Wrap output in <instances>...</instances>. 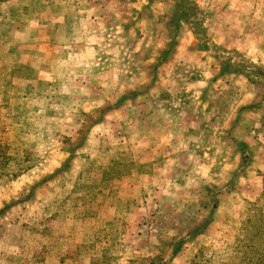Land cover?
Wrapping results in <instances>:
<instances>
[{"label":"rangeland","instance_id":"rangeland-1","mask_svg":"<svg viewBox=\"0 0 264 264\" xmlns=\"http://www.w3.org/2000/svg\"><path fill=\"white\" fill-rule=\"evenodd\" d=\"M206 2L0 0V199L27 186L2 201L0 237L18 234L30 264H264V67L233 62L232 0ZM154 20L168 42L146 55L149 86L91 107L108 82L136 84L145 54L125 50L152 47ZM213 105L236 161L226 192L168 171L173 132L192 133ZM215 120L200 125L205 140Z\"/></svg>","mask_w":264,"mask_h":264},{"label":"clouds","instance_id":"clouds-1","mask_svg":"<svg viewBox=\"0 0 264 264\" xmlns=\"http://www.w3.org/2000/svg\"><path fill=\"white\" fill-rule=\"evenodd\" d=\"M148 0H139V4H146ZM224 0H207L202 4L206 11H210L216 7H223ZM139 5H131V7H138ZM156 8L161 5L157 3ZM230 7L234 9L232 15L234 23L225 37L230 40L228 47L235 48L241 53L239 57H233V62L236 65H244L247 62V68L254 69L256 67H264V0H232ZM259 22L258 25L256 22ZM211 23V21H209ZM255 25V28L250 26ZM151 43L152 47L148 49H137L134 46L131 50H125L126 56H133L137 52L144 53L138 58V63L144 69L142 73L136 77V84L130 85L126 81H110L104 89L96 92L92 100L91 107H107L114 102V97L119 95L122 89L135 87L136 85H143L145 88L149 86L151 77L148 75L150 71L149 65L151 61L146 58L147 54L153 57L157 56L167 46V40L164 43H159L164 39V34L167 31L162 23L158 20L151 22ZM233 30L235 35H232ZM147 35V33H146ZM134 37V33L132 34ZM219 42V41H217ZM251 49L252 51H249ZM103 52L104 49H99ZM207 55V54H202ZM98 61H91L83 69L82 75L88 77L89 80H95L97 77L92 71ZM212 63L211 60H206L201 69L207 73V66ZM111 67H115L112 65ZM123 71H127L125 67ZM72 75V72H69ZM90 92H84L86 98L90 97ZM214 99V97H213ZM196 103V101H194ZM218 105H213L211 112L203 113V120H198L194 124L188 125L194 131L187 136L183 133L186 128L181 127L178 131L173 132V141L170 145V150L166 149V154L170 157L168 171L173 168L178 173H182L183 179L187 180L185 187H192L199 190L202 187L213 188L218 192H226L231 186L232 181L235 179L234 170L236 169V161L233 159L232 151L221 143L223 133L229 126L228 119L223 116V110L217 111ZM87 111V108L85 109ZM95 113H89L81 120V124L76 127H87L90 119H93ZM216 118L215 123L208 124L207 127L215 129L211 136L205 140L204 133L200 131V125L205 121H210ZM223 121V122H221ZM169 123H172L169 121ZM259 127V125H257ZM261 144H264V135L260 138ZM264 152V149H262ZM238 158V157H237ZM260 166L264 170V159L260 161ZM251 174V170H250ZM27 186L18 189L17 191L9 190L2 199H0V207H3V200L18 199L26 195ZM162 194V193H161ZM0 223H3L0 221ZM179 228V225H176ZM175 232H168V236L175 235ZM31 251L27 247L24 240H21L16 233L6 234L0 237V264H30L29 257Z\"/></svg>","mask_w":264,"mask_h":264}]
</instances>
